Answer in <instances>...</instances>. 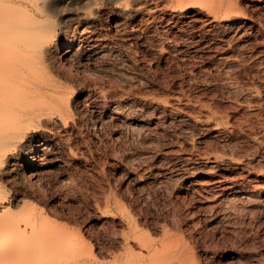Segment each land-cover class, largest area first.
Returning <instances> with one entry per match:
<instances>
[{
  "label": "rangeland",
  "instance_id": "obj_1",
  "mask_svg": "<svg viewBox=\"0 0 264 264\" xmlns=\"http://www.w3.org/2000/svg\"><path fill=\"white\" fill-rule=\"evenodd\" d=\"M90 1L53 14L76 71L39 76L67 89L0 182L13 263L264 264V0Z\"/></svg>",
  "mask_w": 264,
  "mask_h": 264
},
{
  "label": "bare ground",
  "instance_id": "obj_2",
  "mask_svg": "<svg viewBox=\"0 0 264 264\" xmlns=\"http://www.w3.org/2000/svg\"><path fill=\"white\" fill-rule=\"evenodd\" d=\"M75 2L84 4L89 2V0H0V182L5 178L11 180L12 175H14L13 173L16 172L15 168L17 167H15V164L22 160L20 156V159H18V156L15 153L18 149H20L24 140L29 137L31 132H33V128L31 126L26 127V124L28 123L30 125L29 121L31 122L33 120L35 122L34 119L41 115V112L38 111L39 107L36 106L38 105L37 103L44 102L46 105V103L49 102V100H47L49 97H61L60 95L66 87L63 85V83H60L53 78H50L52 79L51 81L47 80V82H45V76L44 79L42 78V80H40V77H42L47 72L50 73L49 70L56 67H58L59 70L60 68L61 70L64 68L65 74L67 76L68 74L71 76H74L75 74L76 68L74 67V64H69L67 68L64 67L65 62H67L69 59L68 56L73 51L75 40L68 39L66 42H63L62 39L58 37V33L60 34V32L65 27H67V25L64 27L65 24L62 23V20H60L62 24L60 22L59 24H56L53 15L56 12L58 14V11L61 9L63 10L67 8L66 11H73V9L76 10V8L73 6ZM138 7H140V5ZM178 14L185 15L184 11H181ZM69 26L71 27V25ZM69 31L70 30H68V32ZM41 74L42 76H40ZM78 80L77 82H79ZM68 87L71 89L70 86ZM66 89L67 88H65V91ZM49 110L52 112L53 108ZM67 114L70 113L68 112ZM40 117H38V119ZM29 127L32 128V131H30ZM40 164L42 163H37L35 160L34 162L30 161L28 165L24 166V174L29 177L37 176L36 171L41 168ZM1 197L6 198L8 196H5V194L4 196H0V222L5 220V224H0L2 225L0 227V262L2 263L3 261H8L9 263L10 261V263H13L14 261L16 262L21 258H26L29 255L32 259V254L26 252L24 248L21 249H23L25 252H22L20 249L19 244L20 242L22 243V241L18 242V240L21 238V236L18 238H16V236L14 237V234L21 232V227L19 225L20 223L15 221L16 217H12V215H14L12 214V209L15 203L13 200H10L11 198L5 199ZM28 208L27 210H29ZM35 210L37 209L34 207L33 211L35 212ZM41 216L43 215L41 214ZM22 232L23 234L25 233L24 231ZM23 234L21 235L23 236ZM25 238L27 237H24V241H26ZM51 240L52 238L50 241ZM22 244L27 243L23 242ZM21 247H24V245H21ZM32 248H30L31 251L33 250ZM26 263H28V261H26Z\"/></svg>",
  "mask_w": 264,
  "mask_h": 264
}]
</instances>
